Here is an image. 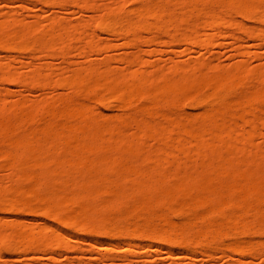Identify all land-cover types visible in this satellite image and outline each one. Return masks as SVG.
Returning a JSON list of instances; mask_svg holds the SVG:
<instances>
[{
  "label": "bare ground",
  "instance_id": "obj_1",
  "mask_svg": "<svg viewBox=\"0 0 264 264\" xmlns=\"http://www.w3.org/2000/svg\"><path fill=\"white\" fill-rule=\"evenodd\" d=\"M29 1L50 6L67 2ZM69 1L83 9L99 10L94 0ZM102 11L94 27L137 48L143 44L155 46L158 42L163 46L182 43L189 47L187 50L192 47L206 50L213 43L206 28L218 33L224 27H236L247 38L264 42V0H145L131 11L116 5L105 6ZM231 12L258 27L236 23ZM5 18L0 22V48L3 49L37 54L56 50L63 55L77 39L83 42L82 51L86 55L100 51L108 53L111 48L110 44L101 47L88 25L69 27L53 18L49 20V28L44 29L39 22L29 25L13 20L10 23L11 16ZM153 52L155 50L147 53ZM134 57L119 61L145 68L158 67L139 56ZM117 61L109 55L101 62L90 61L87 67L73 71L64 83L78 92L93 94L92 101L98 104L103 101L102 91L116 99L121 108L144 98L152 108L137 107L146 112L141 111L136 117L146 114L147 110H162L161 117L159 112H148L143 120L142 117L134 118L138 120V123L134 121L136 133L130 132V135L129 123L110 120L103 124L89 118L88 113L95 110L92 107L67 103L59 109L51 105L39 109L52 117L60 114L63 122L53 118L51 122L43 121L39 127L36 125L38 129L27 128L30 130L27 131L24 128V132L19 131L16 136L15 131L23 129L15 127L20 118L11 119L16 122L15 126L9 121V124L5 123L10 119L0 118V139L7 141L3 144L6 141L0 140V158L14 177H9V182L14 180L13 188L0 191V220L3 215L17 218L24 211L37 214L40 210V215L61 226L59 230L47 225L45 230L61 236H66L65 231L69 230L80 241L87 236L103 235L107 237L108 241L103 244L108 250L113 247L115 237L123 238L126 246L149 239L172 248L195 250L223 239L224 247L234 249L238 240L236 235L253 226L264 236V157L252 144L258 135L257 125L254 121H246L244 116L248 110L258 111L264 117V74L246 70L243 62L231 70L218 65L188 64L172 66L167 73L155 68L118 74L112 68ZM43 70L52 73L48 68H39L26 77L11 72L9 65L0 64V78L24 87L45 85L41 78ZM196 71L200 74L198 78ZM254 81L260 83L259 88L253 89ZM205 89L207 91L203 92ZM191 96L193 101L203 105L204 110H209L201 126L184 123L171 113L172 107ZM34 108L31 107L34 111L39 110ZM32 110L29 115L34 112ZM241 110L245 111L244 115ZM157 114L161 119L158 122ZM33 115L37 116L36 111ZM32 117L26 118L31 122L35 118ZM36 120L32 122L36 123ZM240 124L249 125L247 137L241 135ZM128 126L122 135L123 127ZM260 126L264 127V118ZM126 134L129 136L125 137ZM12 135L15 138L10 137ZM144 137L159 142L158 152H151L148 149L152 148L144 146ZM215 139L221 141L224 148L215 147ZM34 140L42 144L37 142V147ZM191 145L209 151L203 160L195 158L199 165L193 155L190 156ZM145 147L146 153L142 154ZM136 160L141 161L139 166H135ZM187 161L196 163V169L192 168L194 171L185 168ZM169 165L176 167L169 171ZM134 194L142 196V205L132 200ZM153 205L159 207L158 216L151 212ZM70 206L78 207L79 212L70 211ZM199 209L202 212H196ZM173 213L184 216V224H175L169 217ZM247 218L252 221L247 222ZM195 224L199 225L195 227ZM147 247L148 251L152 249ZM71 248L67 242L43 234L33 225L22 228L14 224L9 233L0 228V251L6 254L16 251L22 256L28 252L51 254L57 249L67 251ZM248 251L243 253L263 254L259 249Z\"/></svg>",
  "mask_w": 264,
  "mask_h": 264
},
{
  "label": "rangeland",
  "instance_id": "obj_2",
  "mask_svg": "<svg viewBox=\"0 0 264 264\" xmlns=\"http://www.w3.org/2000/svg\"><path fill=\"white\" fill-rule=\"evenodd\" d=\"M66 1L67 2H65L61 6H50L40 4L38 2H32L29 0H0V22L5 21V17H8L9 19V17L11 16V20L7 19L10 23L13 22V20H15V22L20 21L29 25L34 22H39L42 25V28H44L45 26L44 29H46L51 23L49 22V20L52 21L53 18H57L61 20L64 25H67L69 27L81 24L88 25L90 27L91 33L97 36V41L99 42L101 47L106 44L111 45L108 53L100 51L93 52L88 55L83 53V42L78 39L71 42L70 47L63 55L58 53V51L56 50L52 52L37 54L34 51L22 52L18 50H7L0 48V64L9 65V68L13 73H18L27 77V75L29 76L34 70L39 68H48L52 71V73L48 74L44 70L42 71L41 78L45 81V85L35 84L33 86L28 85L24 87L14 82L7 83V81L0 78V108H4V110H0V118L3 120H18L20 118V121L14 120L17 121V125L15 124L16 122H12L13 120H7L5 122L8 123L9 121L10 125L12 123V125H16L15 127L20 128L21 126V128H23V131L20 129H18V131L16 130L17 134L15 131V136L18 135L19 131V133L24 132L25 129L27 131L34 130V128L38 129L36 125H38V127L39 124L40 126L43 125V121L51 122L53 118L56 119L57 122L64 120L60 114H58L56 117H52L50 114H46L45 110H40L39 108H46L53 105L54 107L56 106L60 109L63 108V106H65L67 103L94 108L95 110H91L88 115L89 118L97 120L96 122L98 123L103 122V124H105L110 120H112L113 122H118V120H120L122 122L119 121V123L122 124L123 122H125L126 124L129 123L131 125V129L130 131H128L129 134L131 135L130 132L136 133V131H134V126L135 123H138V120L134 118L139 117H136L139 112L145 111H139L137 109L142 108L140 107L141 105L143 107L148 106V109L152 108L150 105H147V102L144 98H142L141 100L139 99L138 101L136 99L135 102L131 103L126 108H121L116 99L109 98V96L104 93V91H102L100 95H103V101L101 104H98L96 102L94 103L95 100L92 101L93 94L88 95L87 93L84 94V92H78L73 87L68 86L64 83L67 78H70L73 71L87 67L90 61L101 62L107 55H109V57H112L113 59H118L117 62H114L112 64V68L118 74H127V72L129 73L130 71H153L155 68H159L161 72L164 73L165 71L167 73V69L172 66H186L188 64L190 66L196 64L205 66L209 64L213 66L218 65L222 69L231 70L232 68H235V66L240 62H243L245 64L246 70H258L264 74V42L261 43L258 40L247 38L244 35L243 31H238L236 27H224L222 31L218 33H213L211 29L206 28V33L212 35L213 38V43L209 47H207L206 50H200L197 47H192L190 50H187L189 47L182 43L172 45L167 44L166 46H163L161 44H158V42L155 46L148 47L146 44H143L137 48L131 45L124 44L123 40L117 38L116 36H109L102 30L94 27V25L95 21L101 18L103 14L102 8H105V6L113 7L114 5H116L117 7H122L125 11H131L135 8H138L140 4H142L145 0H94V3L96 7L99 8V10L83 9L80 7V5H76L69 0ZM230 16L236 23H241L251 28L258 27L254 22H244L243 17L236 12H231ZM151 50H155V52L147 53ZM144 53L146 54L144 55ZM134 56H139V58H143L149 63L158 67H154V69L151 66L145 68L140 67L137 64H126L119 61L121 59L132 60L133 58H135ZM198 71L199 73L202 72H200V70ZM198 71H196L195 73V76H197V78L199 77V73H197ZM169 75H172L171 78H174L175 76H173V74ZM45 76L47 80L45 79ZM252 86L254 87L253 89H255V87L259 88L260 83L258 81H254L252 83ZM206 91V89L203 90V92ZM188 98L189 97H187V99H185L182 103L176 105L174 108L172 107L171 109L173 111H169H172L171 113H174V117L184 123H195L196 126H201V124L206 121L205 119L209 110H204L203 105L193 101V97L190 99ZM143 99L145 101H143ZM31 107H35L34 109H36L37 107V109H39L38 111L35 110L37 116L33 115L35 111L32 110ZM163 107V109H166L165 106ZM30 109L34 111L33 113H31V115H29V112H31ZM58 111L62 112L63 110ZM147 111L151 112L150 114H153L155 112L160 113L162 110ZM167 111L164 110V112ZM245 111L246 114L244 113V115L243 112ZM245 111H242V114L246 117V121H254L257 125L256 132L258 135L253 138L252 144L254 147H257L256 149L261 151L259 152V155L264 157V127L260 126L261 120L264 117H262V114L258 111ZM147 113H142V115L140 116L142 117V120L144 119V116L147 115ZM161 113L159 114L160 117L162 115ZM27 116H29V118L32 116L35 117L32 120L33 122H35L34 120L36 119L39 120H36V123H33L32 121L30 122L28 118H26ZM157 116L156 121L161 120L160 117ZM18 122H21V125H18ZM162 122L164 123V120L161 121V123ZM240 125L241 135L247 137L250 128L249 125ZM31 127L33 129H31ZM129 127L130 126H128L127 128L123 127V133L121 132L122 135L126 133V131L124 132V129H129ZM27 128H29L30 130H28ZM175 134L176 133H174V135ZM169 135L168 137H170ZM126 136L129 135L126 134L125 137ZM165 136L167 137V134ZM172 136L173 135H171V137ZM176 136L172 138L175 139L177 138ZM10 137L14 136L12 135ZM119 137L121 138V135ZM144 138L145 139L142 140V142H145L144 146L146 144L147 147L152 148L148 149L151 150V152L156 150L158 152V145L159 148L161 147L159 142L152 139V137H148L149 139L147 137ZM216 140L217 139L213 141V145L217 148H224L223 146H221V141L219 142V140ZM35 142L34 144L38 147V141L36 143ZM3 144H7V141ZM191 146L190 147L192 154H190V156L193 155L192 157L194 159L201 157V160H203V156L206 157V154L209 153V151L207 152V150L200 149L194 145ZM147 147L143 148L144 153L141 152L142 154L146 153L145 149L147 150ZM156 154H161V152ZM259 159H261V161L264 160V158L263 160L262 158ZM3 160H1L0 158V191L2 192L8 191L10 188L12 189V182L14 183V180H12V182L10 181L11 183L9 182V179H11L9 177L13 176L6 166V162L4 163ZM192 160L193 159H191L190 161ZM195 160L198 164L199 161L197 159ZM136 161L137 162H135V166H139L141 161ZM190 161H187V163H185L188 166L184 165L186 166L185 168L190 169L188 171H191L194 165H196V163L194 164ZM170 167L169 171H171V169L173 167L175 168L176 166L173 165L172 167L171 165ZM194 169L196 168L194 167ZM194 169L192 170L194 171ZM197 169L200 170L198 166ZM132 200H134L137 205H142L143 203V199L140 194H134ZM36 206L37 205L35 204V207ZM69 210L74 213L79 212V208L76 206H70ZM199 210H197L196 212H202V210ZM39 211L38 213L36 212L37 214H34L35 212L31 214L24 211L25 213H21L19 216H17V218L11 217L9 215H3L2 220H0V228L5 233H9L14 224H18L22 228L33 225L35 226V229L37 231L42 232L46 235L55 236L60 240L62 239L63 241L70 244L73 248L67 251L63 249H57L51 254L49 252H28L23 256L20 251H16L13 254H6L5 252L0 251V264H264V236L260 235L258 230L254 229L257 227L253 226V223L251 224V226H253L254 228L251 227V230L247 232H240L236 235V238L238 240L237 246L234 249L224 247L226 243L224 241L225 239L219 240L212 245L210 244L209 247H198L193 250L186 248H172L167 246L166 244H158L149 239H143L137 242L136 245L126 246V241L123 238L119 237L121 239L119 240L118 237H115L117 240L114 238L112 239L113 247L108 250L103 244L104 241L106 242L108 240H106L107 237L105 238V236L103 235H96L95 237L87 236L84 241H80L78 239V236L75 234H71V231L69 230L65 231L67 233L66 236H61L60 234H55L50 230H45V226L47 225L59 230L61 229V226H58L51 220L49 221L47 218L42 216L43 214L40 215ZM151 212L154 215L156 214L158 216L160 214L159 207L157 205L151 206ZM169 215H171L169 217L172 221L175 222V224L181 225L182 222L184 224V216H180L179 213H173ZM214 220L217 221V218H215ZM250 221H252V219L247 218V222ZM197 225L199 224H195V227ZM96 242H98L97 245ZM100 242L102 243V245H100ZM147 246H151L152 249L148 251ZM250 248L259 249L263 252V254H245L249 252L248 249Z\"/></svg>",
  "mask_w": 264,
  "mask_h": 264
}]
</instances>
